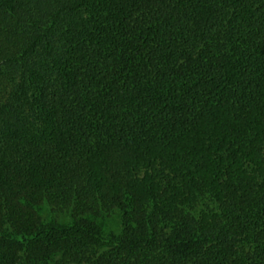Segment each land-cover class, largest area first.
<instances>
[{
	"label": "trees",
	"instance_id": "obj_1",
	"mask_svg": "<svg viewBox=\"0 0 264 264\" xmlns=\"http://www.w3.org/2000/svg\"><path fill=\"white\" fill-rule=\"evenodd\" d=\"M0 264H264V0H0Z\"/></svg>",
	"mask_w": 264,
	"mask_h": 264
}]
</instances>
